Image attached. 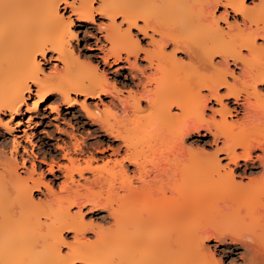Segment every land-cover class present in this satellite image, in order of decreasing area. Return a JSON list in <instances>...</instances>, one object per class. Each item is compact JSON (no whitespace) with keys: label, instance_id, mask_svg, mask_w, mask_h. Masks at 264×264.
<instances>
[{"label":"bare ground","instance_id":"bare-ground-1","mask_svg":"<svg viewBox=\"0 0 264 264\" xmlns=\"http://www.w3.org/2000/svg\"><path fill=\"white\" fill-rule=\"evenodd\" d=\"M126 5L0 0V264H223L212 239L264 264V0ZM95 24L85 60L73 26ZM64 109L111 144L56 136ZM213 204L230 228L198 221Z\"/></svg>","mask_w":264,"mask_h":264},{"label":"rangeland","instance_id":"rangeland-1","mask_svg":"<svg viewBox=\"0 0 264 264\" xmlns=\"http://www.w3.org/2000/svg\"><path fill=\"white\" fill-rule=\"evenodd\" d=\"M254 1H258V0H246V3L248 5H253V2ZM124 2V5L127 4V0H122V4ZM96 6L98 5V3L96 2L95 3ZM127 6V5H126ZM223 7H221L218 11H216V14L217 15H220L223 11ZM121 18H117V21L120 22ZM233 18L230 17L229 21H232ZM104 23H108L109 22V19L106 18V17H101L100 15H96V23L97 24H103ZM141 23V22H140ZM220 24H222V26H225V23L223 21L220 22ZM126 25L123 24V27H125ZM95 28H93L92 30L90 31H87L86 33L84 32L83 28L81 27H78L77 25L76 26H73V29L75 30V32L78 34V38L77 39H74L73 41V44H74V47L77 49V50H80L82 52V59L85 58L88 59V55L89 54H95L96 56H98V54H100V52L98 50H92L91 47L95 48L96 45H95V36H101V32L100 30L97 28L96 24L94 25ZM134 33H137V31L134 29L133 31ZM140 38H142V35L140 34L139 35ZM102 41L105 43L106 41L104 40V38H102ZM79 42V43H78ZM146 41H142V43L144 45L147 46V44H145ZM80 47V48H79ZM170 48H168L169 50ZM90 52V53H89ZM180 57H184V54L182 53H179L178 54ZM86 56V57H85ZM186 58V57H184ZM187 59V58H186ZM95 64L98 65V67H100V70L102 68H107L109 69L108 67H106L104 64H103V61L101 59L98 58V60H95L93 61ZM93 64V65H95ZM139 65L140 67L142 68H147V62L146 61H140L139 62ZM44 68H46L48 70L49 67H46L44 65ZM116 67H112L109 69L110 71V76L112 77L111 80H115L116 81V84L118 86V89H121L123 91V94H127V90H128V86H125V85H122V83H120V78L121 76L120 75H115V70ZM232 69H234L236 72L239 71V68H236L234 65H232ZM150 69H148L149 71ZM128 73V72H127ZM120 76V77H119ZM116 77V79H115ZM80 100L83 99V97H79ZM112 98L111 95H108L107 97H104L103 98V102L104 103H107L109 104V100ZM92 102H98L100 103V107L103 108V104H102V101L100 102L98 99L95 100H92ZM145 103V102H144ZM214 107L218 106L217 104H214L213 105ZM77 108L79 109V106H77ZM175 110V109H174ZM64 113H67L69 114L66 119H60V120H51V123H50V126H51V130L56 134V136L58 135L57 130H56V125H59L61 129H67L68 131H74L77 135V137L79 138V141L80 142H83L82 144H88L90 142H97V146H99V148L101 149L102 147L106 146L107 144H111V142H109V138L108 137H103V134L102 133H91V126L87 125H83L82 123H77L74 119L71 118V114L73 112L70 111V109H64L63 110ZM211 110H207V116L211 115ZM52 118V115L51 117ZM38 129L37 127H34L32 129H29V132L31 131H36ZM36 132L38 133H41L43 132L41 130V128H39ZM205 132V131H203ZM144 134V133H143ZM143 134H140L143 135ZM43 135V133H42ZM102 135V137H101ZM44 136V135H43ZM199 136L201 135H198V134H194L191 136V138L188 139V141L186 142V144H189L190 142H192V140L198 138ZM3 135L0 134V144L2 143L3 141ZM205 140H207L209 143L212 142V137L208 134L206 137H204ZM47 140V139H46ZM52 143H55V141H51ZM28 150L31 151H34V152H39L40 150H42V147H43V144H42V141L39 140V137H32V141H24V143ZM117 143H112V145H115ZM221 145V143H220ZM200 146H204L202 143H200V145H197V144H193V147L194 148H200ZM207 149L209 151H212L213 150V147L211 146H207ZM20 153H23L22 149L20 150ZM259 153V152H258ZM107 154V153H106ZM97 156H103L102 153H99L97 152ZM19 160H21L20 158V154H19ZM226 160L223 161V163H225ZM99 163H102V161L100 160ZM30 165V163H28V166ZM245 181H247V179H245ZM217 202H219V204L221 203V199L218 201L216 200ZM216 204V203H215ZM215 204H213L211 206V208H209L205 214L203 215L202 214V217H199L198 218V221L200 219V222L202 223L201 225H207L208 223L211 225H216L218 227H229L230 226H227V225H230L229 223L225 222L224 219H222V217H220V215H218V211L216 210L217 207H215ZM218 203L216 204V206H220ZM216 208V209H215ZM201 215V214H200ZM197 219V218H196ZM200 224V223H199ZM248 224V223H246ZM245 223L240 226H238L239 228L236 229V227H233V229L235 228L236 230H239V231H245L244 233L242 232V235H246V236H249V234L251 235L252 233V227L250 226L249 228H247ZM222 227V228H223ZM251 228V229H250ZM243 229V230H242ZM250 229V230H249ZM70 239H71V233H70ZM207 244L210 246V248L213 250V252L215 253V256L218 260L222 261L223 264H243V259H244V256H245V253H244V249L239 245V244H236V243H233V244H227L226 242H222V241H219V240H216V239H212L210 241L207 242ZM232 245V246H231ZM237 245V246H236ZM229 248V249H228ZM232 248V249H231ZM66 250V249H64ZM194 260H190L187 262V264H194L193 262ZM207 262V261H206ZM206 264V263H205ZM207 264H210V263H207Z\"/></svg>","mask_w":264,"mask_h":264}]
</instances>
